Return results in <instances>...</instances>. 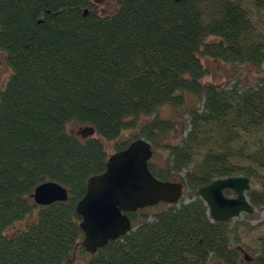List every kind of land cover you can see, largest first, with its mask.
I'll list each match as a JSON object with an SVG mask.
<instances>
[{
  "label": "trees",
  "instance_id": "1",
  "mask_svg": "<svg viewBox=\"0 0 264 264\" xmlns=\"http://www.w3.org/2000/svg\"><path fill=\"white\" fill-rule=\"evenodd\" d=\"M97 1L0 0L11 69L0 87V264H70L84 253L75 207L105 171L107 145L115 153L139 138L166 154L165 166L150 159L148 169L182 183L183 198L128 213L134 230L84 264H264V220L245 229L258 233L247 245L230 221L211 222L196 194L244 176L258 186L249 202L264 208V73L216 88L203 84L202 62L260 71L264 37L251 21L264 0H122L111 15ZM163 106L171 117L158 116ZM71 123L95 134L69 133ZM45 182L64 187L67 201L36 206Z\"/></svg>",
  "mask_w": 264,
  "mask_h": 264
},
{
  "label": "water",
  "instance_id": "2",
  "mask_svg": "<svg viewBox=\"0 0 264 264\" xmlns=\"http://www.w3.org/2000/svg\"><path fill=\"white\" fill-rule=\"evenodd\" d=\"M78 134L82 138L92 137L95 131L88 127ZM152 154L150 143L139 138L111 154L105 171L89 178L86 193L75 207L84 235L79 245L86 253L93 255L109 242L133 231L128 213L160 203L178 205L181 201L184 195L182 183L163 182L150 173L148 162ZM251 188L250 178L236 176L214 180L199 188L196 194L207 207L211 222H229L254 212L247 197ZM227 190L231 196L225 195ZM31 198L36 206L44 207L66 202L68 194L61 185L45 182L34 190Z\"/></svg>",
  "mask_w": 264,
  "mask_h": 264
},
{
  "label": "rangeland",
  "instance_id": "3",
  "mask_svg": "<svg viewBox=\"0 0 264 264\" xmlns=\"http://www.w3.org/2000/svg\"><path fill=\"white\" fill-rule=\"evenodd\" d=\"M122 0H98L97 4L99 5V9L102 14L111 15L113 14L117 8L119 2ZM252 24L254 25L257 33L264 37V9H260L255 11L252 14ZM261 39V38H260ZM213 40V39H212ZM264 42V41H263ZM204 66L208 70L207 75L203 79L204 85H212L216 88H224L226 86H233L236 83L239 87H247L254 83L255 79L264 73V65L260 67V71L254 70L252 67L246 66L244 64L237 63H224L222 61L203 59L202 60ZM11 74V69L7 64L5 59V54L0 51V87H3ZM190 98V97H189ZM187 100L188 104L191 99ZM172 109L168 106H163L157 112L158 116L163 118L171 117ZM186 118V117H185ZM175 125L178 127V133H181L182 136L185 135L187 130H184L180 127V119H175ZM82 127L77 124L71 123L67 126V131L72 134H78ZM130 132H124L123 138L127 137ZM180 135V134H179ZM170 139H173L171 137ZM107 151L109 154L112 153L111 146L107 145ZM152 162L160 163L161 166H165L166 164V154L162 150H153ZM253 189H258L257 185H251ZM159 210V209H157ZM251 216V217H248ZM264 220V208L256 209L254 208V212L252 214H242L239 217L233 219L229 223V228L234 229L237 228L241 238L245 242V244L250 246H256L255 239L258 236V233L254 230H245L248 227H256ZM12 229L19 230V223H16L12 226ZM8 233V232H7ZM88 253H83L80 251H76L73 259L70 264H84L89 259ZM251 261V260H249Z\"/></svg>",
  "mask_w": 264,
  "mask_h": 264
}]
</instances>
